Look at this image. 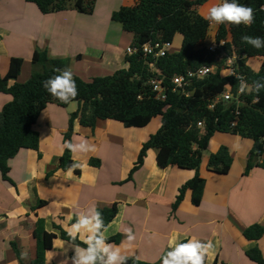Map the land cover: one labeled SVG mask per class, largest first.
Listing matches in <instances>:
<instances>
[{
  "label": "crops",
  "instance_id": "crops-1",
  "mask_svg": "<svg viewBox=\"0 0 264 264\" xmlns=\"http://www.w3.org/2000/svg\"><path fill=\"white\" fill-rule=\"evenodd\" d=\"M137 3L97 0L92 15L75 9L45 15L27 0H1L0 78L7 76L11 59L20 58L21 74L10 84L27 82L32 76L36 51H46L53 60L68 61L66 69L86 81L126 69L125 57L133 35L113 22L112 15L121 7H134ZM219 3L206 0L202 5L212 7ZM202 5L192 7L190 13L204 17L199 11ZM212 35V31L208 33L206 44L212 41ZM11 101L10 95L0 93V112ZM78 109L77 102L67 107L48 104L33 127L39 134V150L22 149L9 160L11 182L0 174V264H19L12 243L20 255L27 253V259H20L23 264L33 263L38 247L34 235L38 219L45 220L46 230L54 236L46 264H72V248L76 245L62 240L53 224L69 234L79 213L113 205H117L118 213L105 228V236H121L119 243L109 244L120 248L125 264H162L168 251L191 239L212 242L206 264H257L246 255L256 247L264 256V237L249 241L243 236V231L253 224L264 226V169L254 168L245 175L252 140L216 133L202 159L200 174L206 180L202 200L193 203L188 190L173 212L179 189L194 177V171L175 166L162 169L157 163L158 150L150 149L144 165L128 180L143 144L161 128V117L143 128L100 120L93 130L75 120L71 140L86 139L95 151L72 153L73 162L79 167L64 171L58 168V159L65 152L64 134L71 115ZM221 146H226L233 158L227 175L213 173L207 166L210 155ZM91 159L100 160L101 166L89 165ZM51 171L53 174L47 177ZM38 201L46 204L33 210ZM129 230L135 237L130 247ZM86 236L79 233L75 238L84 243Z\"/></svg>",
  "mask_w": 264,
  "mask_h": 264
},
{
  "label": "trees",
  "instance_id": "trees-1",
  "mask_svg": "<svg viewBox=\"0 0 264 264\" xmlns=\"http://www.w3.org/2000/svg\"><path fill=\"white\" fill-rule=\"evenodd\" d=\"M27 1L35 4L45 15L68 9L92 15L97 3V0ZM137 1L136 6L121 7L112 15L113 22L119 23L125 32L133 35L131 46L139 49L148 42L173 44L175 37L181 35L180 50L157 59L138 51L125 57L128 64L126 69L91 81L74 75L79 95L73 102L79 104V109L71 115L69 128L64 136L65 141L71 140L74 121L77 119L81 126L93 130L100 120L111 119L123 123L127 128H143L160 116L161 128L143 144L128 180L144 165L150 149L158 150L157 163L160 168L175 166L194 171V177L178 191L172 205V211L175 212L188 190L192 192L193 203L202 200L206 185V180L200 174L202 159L216 133L232 134L253 141L245 175H249L254 168L264 169V90H261L258 98L254 92L243 94L241 100L244 105L240 107L236 102H224L220 96L228 88L236 91L238 83L233 77H222L217 73L195 82L188 96L171 90L166 100H158L149 84L153 77L159 76L170 85L171 79L176 75L216 64L217 54L209 52L206 44L209 22L201 15L190 13L192 7L202 5L206 0ZM237 2L254 9L255 22L250 27L225 23L219 32L218 41L227 40L223 49L230 55L238 56V71L251 85L253 81L264 80V48L255 49L243 43L241 37L249 35L264 38V0ZM253 58L262 60L258 71L247 65L248 59ZM67 63L66 60L50 59L46 51H36L32 58V76L27 82L10 84L21 74L23 60L20 58H12L7 76L0 78V93L12 97V101L0 112V174L5 181L11 182L8 164L10 159L22 149L39 150V134L33 127L40 113L48 104L61 107L69 105L53 98L42 86V81L59 74L58 69H66ZM152 65L157 72L152 71ZM238 110L240 115L235 126H232ZM199 123L203 127H199ZM232 164L229 149L221 146L216 153L210 155L207 166L213 173L227 175ZM73 165L72 152L65 148L63 156L58 159V168L66 171ZM89 165L100 167L101 162L91 159ZM77 173L80 172L77 170ZM52 174L53 171L49 172L47 177ZM45 204L44 201H38L33 210ZM98 211L102 214L105 229L116 217L118 208L113 205ZM53 226L60 231L62 240L82 248L87 247V244L78 238L73 239L60 226ZM34 235L38 247L32 264H46V253L53 248L54 236L46 230L44 219L36 222ZM243 236L249 241H259L264 237V226L253 224L243 231ZM120 241V235L106 240L107 243ZM11 245L19 264H23L17 245ZM246 255L251 261L264 264V256L258 247L247 251ZM130 264L148 263L130 261Z\"/></svg>",
  "mask_w": 264,
  "mask_h": 264
},
{
  "label": "clouds",
  "instance_id": "clouds-1",
  "mask_svg": "<svg viewBox=\"0 0 264 264\" xmlns=\"http://www.w3.org/2000/svg\"><path fill=\"white\" fill-rule=\"evenodd\" d=\"M203 18L209 23H227L236 26L243 24L250 27L255 22V13L253 8L240 4L237 0H222L221 3L210 7ZM241 41L255 49L264 48L262 37L242 35ZM57 71L59 74L42 81V86L53 98L64 104H70L79 95L74 74L71 69H58ZM236 78L240 81V94L254 92L258 98L261 90H264V80H256L249 85L242 76ZM64 147L73 154L95 151V146L83 138L79 142L65 141ZM72 167L74 169L79 165L74 164ZM105 231L103 217L98 210L92 208L86 213H79L76 223L71 226L69 235L75 239L76 234L86 233L84 243L87 247L72 248L74 249L72 264H125L126 257L121 255L120 248L106 242ZM134 238L129 230L127 235L129 247ZM212 248L211 241L201 242L191 239L186 243L177 244L171 251H168L162 258V264H204L205 256ZM21 258L27 259V253H21ZM65 264H67L66 261Z\"/></svg>",
  "mask_w": 264,
  "mask_h": 264
},
{
  "label": "built area",
  "instance_id": "built-area-1",
  "mask_svg": "<svg viewBox=\"0 0 264 264\" xmlns=\"http://www.w3.org/2000/svg\"><path fill=\"white\" fill-rule=\"evenodd\" d=\"M218 1L222 2V0ZM223 25L224 24L208 23L209 33L212 31L213 35L211 39L212 41L207 44V49L209 52L217 54L216 64L212 66H203L194 70H189L185 74L176 75L171 79L170 85L159 76L153 77L149 84L158 100H166L167 95L171 90L172 92H179L188 96L191 94L190 88L195 82L204 80L212 75L220 73L222 77H233L238 83L236 91L228 88L220 96V99L224 102H236L238 107L244 105V102L241 100L243 94L239 93L240 81L236 77L242 76L245 81L246 79L245 76L238 71V56L236 54L230 55L225 49H223L227 40H222L220 42L218 41V35ZM172 45L173 44L171 43L148 42L143 44L139 49L129 46L127 48V55H132L138 51H141L143 54L151 56L155 59L162 58L171 53ZM151 68L152 71L157 72L153 65ZM239 115L240 112L238 110L236 113V120L232 123V126H235L237 117ZM198 126L203 127L202 123H199Z\"/></svg>",
  "mask_w": 264,
  "mask_h": 264
},
{
  "label": "rangeland",
  "instance_id": "rangeland-1",
  "mask_svg": "<svg viewBox=\"0 0 264 264\" xmlns=\"http://www.w3.org/2000/svg\"><path fill=\"white\" fill-rule=\"evenodd\" d=\"M218 1V0H216ZM210 8V6L208 4H204L202 5V7H200L199 11L202 13V15H206L208 12V9ZM181 35H177L174 39L173 45H172V51L177 50L180 48L181 45ZM262 60L260 58H253V59H248V65L251 69H253L254 71H257L260 68Z\"/></svg>",
  "mask_w": 264,
  "mask_h": 264
}]
</instances>
